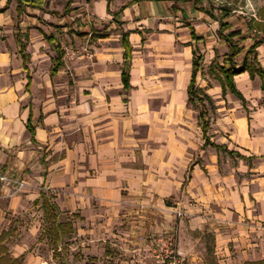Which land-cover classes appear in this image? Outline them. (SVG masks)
Listing matches in <instances>:
<instances>
[{"label":"crops","instance_id":"obj_1","mask_svg":"<svg viewBox=\"0 0 264 264\" xmlns=\"http://www.w3.org/2000/svg\"><path fill=\"white\" fill-rule=\"evenodd\" d=\"M131 1L111 0L109 11L108 0H89L93 18L83 31L91 55L54 73L57 53L48 37L58 42L64 30L71 42V14H49L51 25L65 26L50 25V34L34 19L15 28L10 0L0 13V176L13 181L0 180V234L8 232L6 243L13 218L32 211L45 190L63 214H71V261L85 256L84 264H118L113 256H127L131 264H154V244L171 236L185 264L264 259L261 78L248 71L234 77L244 102L229 88L223 91L210 65L220 59L219 40L226 46L222 60L229 47L206 9L220 14L202 0H138L115 15ZM7 2L0 0V8ZM192 29L202 39L193 38ZM37 33L55 56L32 51ZM124 33L132 48L127 88ZM257 51L264 68V42ZM195 52L203 57L196 85L215 112L205 115L208 144L200 109L189 102ZM206 63L218 79L214 87H204ZM19 181L25 183L20 189ZM17 248L9 249L15 257L27 250Z\"/></svg>","mask_w":264,"mask_h":264},{"label":"rangeland","instance_id":"obj_2","mask_svg":"<svg viewBox=\"0 0 264 264\" xmlns=\"http://www.w3.org/2000/svg\"><path fill=\"white\" fill-rule=\"evenodd\" d=\"M10 8L9 10L16 15V25L15 28L20 29L25 28V25H19L21 21L24 19L29 20L28 22H31L32 19L35 20V22H40V24H43L46 26V30H49L50 34H53L52 30L54 28H50L51 25L47 20H51V17L49 13L42 12L41 10H34L33 8L29 7L28 9L24 10L20 15L17 14L16 6H17V0H10ZM68 0H47V4L44 6L45 10L48 11H59L60 13L64 11L65 6L67 4ZM116 4H124L129 0H112ZM203 3L206 6H212L216 9L217 14L219 13L220 9H226L230 13V22H232V28L233 29H242L245 32V35H262L264 34V0H202ZM89 0H73V3L71 5L72 11H71V18L68 17L69 23L67 28L71 27L70 29H67L68 32L71 33V42L68 41V39L63 36L67 31H59V35L57 36L58 43H63L68 48H71L75 51H82L85 47L89 49L90 42L88 39H85L84 36L86 33L83 31L86 27L87 18L88 16H91L93 18L92 10L88 6ZM84 15V16H82ZM21 16V17H20ZM30 18V19H28ZM45 18H48L47 20ZM106 24V23H104ZM103 25V24H102ZM52 27H55L54 25H51ZM99 27L95 28H101V25L98 24ZM28 28H37L38 31H43L42 27H36V24L27 25ZM65 27L64 25H58V27L55 28H61ZM108 25L106 24V28ZM104 28V29H106ZM119 27L116 25V27L111 26V30H117ZM45 30V29H44ZM25 34V33H23ZM39 35L37 38H35L32 43V51L35 54H39L40 52H45L48 55L53 52L55 56V52L52 49V45L46 42L45 39H43L42 35ZM78 38V39H77ZM79 42H78V41ZM250 40V39H248ZM29 41V39L27 40ZM46 44L44 45L43 44ZM250 42V41H248ZM90 50V49H89ZM219 50L221 51V56L219 61L215 64V70L216 72L219 71V64L222 61L223 53L226 51V46L223 42L219 40ZM42 59L46 60L47 56L43 55L41 57ZM82 58V57H81ZM208 63V62H207ZM203 66L202 71V77L207 79L208 85H204L205 88L214 87V85H218V79L215 76L214 73H211L208 71V64ZM42 71H44L46 68L42 65ZM72 78V77H71ZM212 79L214 83L210 81ZM72 82V79H71ZM204 83L202 79H199V85ZM255 97V96H254ZM192 107V105H190ZM212 104L211 101H206V109L207 114L210 116L211 113L214 112L213 108H211ZM215 113V112H214ZM41 207L40 204H32V211H28L24 216H19V219L13 218L15 222H13V226L11 227L10 237L7 240V244L9 249L11 250V253L13 252H20V249H12L16 244H20V246L25 247L27 250L21 255L22 257V264H84L85 256H75V260L71 261V236L65 237L64 242L65 244L62 245L61 248L58 251V254L54 257L53 256V249L50 243L48 242V239L45 236L44 228H46V221L44 214L42 213V216L40 215ZM40 217V223L35 227V220ZM61 219H71V214L64 213L61 215ZM24 234L23 236H21ZM61 247V246H60ZM158 247L156 243L153 246V249ZM78 252V251H77ZM82 252L80 251V254ZM154 254V252H153ZM33 255V256H32ZM118 257L120 260L118 261V264H121L123 261L124 263L128 262V264H131L132 258L123 256L124 259L120 256H113ZM154 258V256H153ZM109 261V260H108ZM112 264H114V261H111ZM116 263V262H115ZM89 264V261L86 263ZM127 264V263H126Z\"/></svg>","mask_w":264,"mask_h":264},{"label":"trees","instance_id":"obj_3","mask_svg":"<svg viewBox=\"0 0 264 264\" xmlns=\"http://www.w3.org/2000/svg\"><path fill=\"white\" fill-rule=\"evenodd\" d=\"M138 0H132L128 2L125 6L121 8L118 12L120 13L125 7L129 6L132 2ZM195 3L201 2V0H193ZM73 0H68L63 12L59 11H48L45 10V5L47 4V0H17V12L20 13L22 11V6H28L33 9H39L42 12H46L51 14L52 16H66L71 13L72 8L71 5ZM110 3L111 0H108V10L110 11ZM9 4V0L7 4L0 8V13L7 10ZM207 14L213 18L214 20L219 21V35L227 42L229 47V52L226 54V57L219 64V72H216L217 77L220 80L223 91L225 92L227 88L230 89L232 93L238 96L244 102V98L240 91L235 86L234 77L243 72L248 71L251 77L255 75H259L262 80V89L264 90V68L260 64L258 59V51L257 48L264 42V34L255 35L251 34L246 36L244 30L236 29L231 30L232 22L228 20L230 17V13L226 9H220V15L216 16L212 13V11L206 9ZM193 38L202 39L197 36L194 29L191 32ZM19 37V34H18ZM49 41L54 44L56 49L57 57L54 61V66L52 68V72H56L59 67L63 65L62 57L63 50L61 49V45L58 42H55L51 37H48ZM250 39V40H248ZM250 41V42H248ZM18 43L21 46V50L24 49L25 44L18 39ZM122 45L124 47V65H123V81L125 87H129V62L131 60V45L127 39V34L124 33L122 35ZM203 60L202 55H197L194 53L193 60V73L192 79L189 85V102L194 105L195 108L200 109V119L202 120L203 132L206 138V133L209 128V121L205 118L207 115V109L205 104V99L207 95L201 88H198L196 85V76L201 67V62ZM216 64V60L212 62L210 65V71H214V65ZM200 105V106H199ZM28 129L31 133H33V128L30 125V121L28 122ZM208 138H206V144H208ZM215 145V144H214ZM217 149H222L223 146L215 145ZM232 154V152H230ZM35 204H40L43 214L46 221V228H44L45 236L48 239V242L52 246L53 256L55 257L58 254L59 249L62 250V245L65 244L64 238L71 236L74 233V226L71 219H61L62 211L59 209L57 204L52 201V198L47 195L45 190H41V195L38 200L35 201ZM75 216V214H73ZM8 237V232H2L0 234V264H22V257H15L9 252V248L6 245L5 241ZM61 246V247H60ZM244 264H264V259L257 261H247Z\"/></svg>","mask_w":264,"mask_h":264},{"label":"built area","instance_id":"obj_4","mask_svg":"<svg viewBox=\"0 0 264 264\" xmlns=\"http://www.w3.org/2000/svg\"><path fill=\"white\" fill-rule=\"evenodd\" d=\"M61 49L63 50L62 61L65 66L74 60L80 59L83 55L90 56V50L84 48L82 51H75L68 48L63 43H60ZM0 180L7 183H12L6 175L0 176ZM25 185L23 181L17 182L18 188H22ZM178 216H182V212L178 210ZM164 245H157L158 247L154 250V264H185V259L182 251L179 249L175 236L163 241Z\"/></svg>","mask_w":264,"mask_h":264}]
</instances>
